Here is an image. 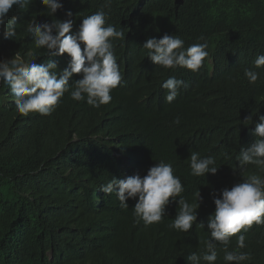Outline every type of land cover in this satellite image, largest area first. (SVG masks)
<instances>
[{"label":"trees","instance_id":"obj_1","mask_svg":"<svg viewBox=\"0 0 264 264\" xmlns=\"http://www.w3.org/2000/svg\"><path fill=\"white\" fill-rule=\"evenodd\" d=\"M61 3L54 18L64 20L71 11L75 32L105 0ZM18 10L17 36L0 40V61L18 52L26 61L52 59L59 71L66 68L67 54L47 55L26 30L32 19L54 18L39 0ZM108 14V23L125 34L114 49L123 80L109 104L93 108L66 93L51 115L24 116L16 111L10 86L0 84V264H188L187 257L210 238L211 193L218 196L242 181L236 157L254 142L252 133L264 116V67L254 65L264 54V0H112ZM165 34L178 36L185 47L203 43V36L209 52L193 72L200 73L194 82L184 81L189 92L182 97V87L171 103L162 84L175 77L174 70L154 65L142 48ZM245 69L260 73L255 84ZM252 114L253 123L244 125ZM192 151L214 157L217 173L192 176ZM161 160L172 163L188 202L199 190L196 223L205 228L194 223L180 234L170 228L178 203L167 206L162 222L145 226L136 222L134 200L124 209L115 193L100 190L112 177H143ZM247 168L264 177L256 166ZM240 234L246 247L239 251L252 256L243 264H264V225ZM235 240L229 251L236 249ZM223 256L218 248L217 264H226Z\"/></svg>","mask_w":264,"mask_h":264},{"label":"clouds","instance_id":"obj_2","mask_svg":"<svg viewBox=\"0 0 264 264\" xmlns=\"http://www.w3.org/2000/svg\"><path fill=\"white\" fill-rule=\"evenodd\" d=\"M34 0H0V40H14L17 36V22L13 10L27 9ZM50 17H55L63 8L61 0H39ZM112 0H105L104 5L95 13L84 16L77 31L73 32L74 19L71 11L66 12L64 20L52 19L51 22L38 23L32 19L27 23V32L34 39L35 47L45 49L50 56H67V67L58 70V63L49 59L44 64L35 63L34 57L26 61L18 52L10 60L0 61V84L10 86L15 97V108L21 115L38 113L51 115L59 106L61 98L70 93L74 101H85L93 108H100L112 100L111 92L123 80V75L115 54V42L125 39L122 28L119 30L108 23ZM107 9L108 11H106ZM203 43H194L185 47V42L176 35L165 34L163 38H149L143 44L147 58L156 66L174 70L175 77H170L162 84L167 90L165 99L175 101L182 87V97L189 91L185 80L194 82L195 76L203 66L209 52L205 37L198 38ZM31 55V54H30ZM255 68L264 67V54L254 61ZM78 75V80L72 81ZM249 83L255 84L260 73L251 69L244 70ZM177 78V79H176ZM72 81L70 84L69 82ZM253 114L243 121L244 125L253 123ZM252 135L253 143L241 147L237 171L242 181L231 188H224L219 195L211 193L215 211L208 217L207 230L210 238L203 241V249L187 257L188 264H217L218 248L224 252L226 264H243L252 259L248 252L239 251L246 247V236L238 233L247 232L254 224L264 225V177L249 172L247 166L254 165L264 172V116L259 117ZM174 123L179 124L177 117ZM190 161L191 175L205 177L215 175L220 167L214 157H201L192 151ZM105 195L115 193L124 209L127 201L134 200L136 222L143 221L145 226L162 222L170 203H178L176 216L170 228L188 233L194 223L205 228L203 222L196 223L198 208L202 202L199 190L193 202L182 195L185 188L174 174L171 162L161 160L152 166L143 177L127 176L122 179L112 177L100 189ZM236 237V249L229 251L231 238Z\"/></svg>","mask_w":264,"mask_h":264}]
</instances>
